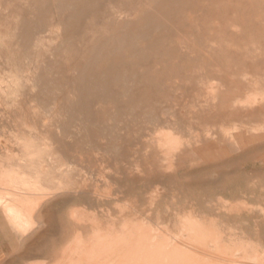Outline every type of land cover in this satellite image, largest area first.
Wrapping results in <instances>:
<instances>
[{"label":"rangeland","instance_id":"rangeland-1","mask_svg":"<svg viewBox=\"0 0 264 264\" xmlns=\"http://www.w3.org/2000/svg\"><path fill=\"white\" fill-rule=\"evenodd\" d=\"M0 205V264H264V0H0Z\"/></svg>","mask_w":264,"mask_h":264},{"label":"bare ground","instance_id":"bare-ground-1","mask_svg":"<svg viewBox=\"0 0 264 264\" xmlns=\"http://www.w3.org/2000/svg\"><path fill=\"white\" fill-rule=\"evenodd\" d=\"M165 10V9H164ZM25 194H27V193H25ZM78 194V193H77ZM109 196V195H108ZM9 202V201H8ZM8 202H7V204H8ZM15 203V202H14ZM5 204V203H4ZM2 205V204H1ZM0 205V206H1ZM16 206V205H15ZM14 207V206H13ZM13 207L11 208H7L6 209V215H7V218L9 219V220H11L12 221V224L16 227V228H18V229H24V227L22 226V224H23V222L21 221V215L19 214V212H17L15 209H13ZM17 209V208H16ZM21 209V208H20ZM19 210V209H18ZM24 209H22V211H23ZM21 211V212H22ZM28 213V212H27ZM25 215V214H24ZM72 216V215H71ZM77 217V216H76ZM73 218H74V216H73ZM170 218V217H169ZM75 219V218H74ZM80 219H81V217H80ZM112 220V219H111ZM72 221H74V220H72ZM82 221H83V218H82ZM113 221V223H114V220H112ZM122 221H123V219H122ZM137 221V220H136ZM75 222V221H74ZM76 222H77V220H76ZM73 223V222H72ZM81 224H82V222H80ZM80 223H78V224H80ZM66 224H68V222L66 223ZM73 224H76V223H73ZM84 224H85V222H84ZM110 224V223H109ZM115 224V223H114ZM103 225V224H102ZM76 226V225H75ZM85 226V225H84ZM94 226V225H93ZM98 226V225H97ZM100 226L101 225H99V227L98 228H100ZM156 226V225H155ZM66 225H65V230H66ZM94 228V227H93ZM103 228H104V225H103ZM107 228V227H106ZM214 228V227H213ZM87 229V228H86ZM166 229V228H165ZM75 230V232H78V231H76V229H74ZM90 230H93V229H90ZM99 230V229H98ZM95 231H96V229H95ZM94 231V232H95ZM23 232V231H22ZM24 232H26V230H24ZM62 232H63V229H62ZM75 232H73V233H75ZM81 232V231H80ZM79 232V233H80ZM78 233V234H79ZM71 234V233H70ZM81 234H82V232H81ZM91 234V233H90ZM138 234V233H137ZM136 234V235H137ZM141 234H144V233H141ZM177 234H179V232L177 233ZM201 234V233H200ZM222 234V233H221ZM130 236V235H129ZM142 236V235H141ZM144 236V235H143ZM64 237V236H63ZM131 237V236H130ZM145 237H147V236H145ZM78 238V237H77ZM125 238V237H124ZM137 238V237H136ZM143 238V237H142ZM153 238V237H152ZM151 238V239H152ZM65 239H67L66 237H65ZM64 239V240H65ZM106 239H108V238H105V240ZM68 240V239H67ZM126 240V239H125ZM197 240V239H196ZM132 241V240H131ZM116 242H118V241H116ZM125 242H127V240L125 241ZM151 242H152V240H151ZM155 241H153V243H154ZM182 242V241H181ZM121 243H123V242H121ZM132 242H130V244H131ZM108 244V243H107ZM128 244V243H127ZM130 244H128V246L130 245ZM186 244V243H185ZM143 246V248L140 250V253H137L136 255L134 254V255H132V253H131V251L130 250H123V251H120L119 250V255L118 256H121V257H124L128 262L129 261H132V260H137V261H139V260H142L145 264H161V263H163V262H165V263H170V262H174V264H196V263H194V262H192L191 260H190V258H187L186 256H185V253L187 254V251L184 253V251H182L181 249H178L177 247L176 248H172V250L171 249H169V247H168V245L169 246H171L170 244H167V247L164 245V242L163 241H160V242H158V243H155V245H153L152 247H148L144 242H139V246ZM182 245V244H181ZM187 245V244H186ZM222 245V244H221ZM182 246H184V245H182ZM125 247H127V246H124V248ZM194 247V246H193ZM221 249H222V247H221ZM195 250H197V249H195ZM193 253V252H192ZM218 253V252H217ZM108 254V253H107ZM198 254V253H197ZM119 259V258H118ZM189 259V260H188ZM95 260V259H94ZM116 260H117V258H116ZM119 260H122V259H119ZM85 261V260H84ZM86 261H89V260H86ZM141 261V262H142ZM90 262H93V261H90ZM118 262V261H117ZM120 263V261L118 262V264ZM121 264V263H120ZM200 264V263H199ZM218 264V263H217Z\"/></svg>","mask_w":264,"mask_h":264},{"label":"crops","instance_id":"crops-1","mask_svg":"<svg viewBox=\"0 0 264 264\" xmlns=\"http://www.w3.org/2000/svg\"><path fill=\"white\" fill-rule=\"evenodd\" d=\"M44 206H41V208L39 210L36 211V214L34 213V215L32 217H27V216H24L25 217V221H30V228L26 230L27 233V239L30 240L31 242V245L28 247V250L26 251L27 253H32L33 251L37 250L35 244L37 243V240H42L44 238V236L47 235L48 233V223H47V218H48V211H47V206L44 207ZM18 208V207H17ZM14 209V208H13ZM16 209V208H15ZM0 210L3 212L4 216L6 217L7 219V222L10 224V226L12 227V230L18 232V233H21V234H26V232H24V230L22 229H18L16 228L13 224H12V221L9 220L7 218V215L4 213V211L2 210V208H0ZM37 224L36 227L33 228V225L34 224ZM23 231V232H22ZM34 241V242H33ZM57 245L61 244V243H64V237L62 236V239H57ZM128 243V242H127ZM89 247L92 248V249H95L96 248V242L95 241H89ZM249 246H244L242 248H240L242 251H246V249L248 248ZM74 249H80L81 246L79 244H75ZM40 250V249H39ZM38 250V251H39ZM64 251H65V248L61 249V256L64 258ZM44 253H47L46 250H43ZM57 253V250H53V252L51 253V256H55ZM79 258L78 256H74L73 258ZM96 260L97 258L96 257H88V258H85L84 260H82L83 262H85V264H88L90 263V261H93V260ZM86 260H89L86 262ZM79 261V260H78ZM81 262V261H80ZM80 262H73V263H70V264H80ZM94 262V261H93Z\"/></svg>","mask_w":264,"mask_h":264}]
</instances>
